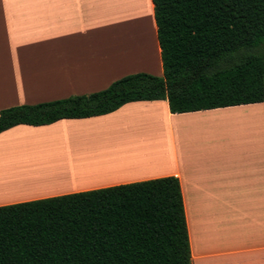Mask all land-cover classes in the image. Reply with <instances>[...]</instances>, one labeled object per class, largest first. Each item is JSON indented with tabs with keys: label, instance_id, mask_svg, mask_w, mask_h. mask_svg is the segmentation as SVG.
Wrapping results in <instances>:
<instances>
[{
	"label": "crops",
	"instance_id": "1",
	"mask_svg": "<svg viewBox=\"0 0 264 264\" xmlns=\"http://www.w3.org/2000/svg\"><path fill=\"white\" fill-rule=\"evenodd\" d=\"M106 1L3 0L0 110L98 92L129 74L162 76L151 0L144 47L139 29L115 38ZM125 139L154 146L128 148ZM24 153L54 161L47 163L53 172L0 206L174 176L193 264H264V102L171 114L165 100L137 101L106 115L0 133V164ZM83 157L115 169L101 171ZM58 158L72 160L60 165L70 173L53 168Z\"/></svg>",
	"mask_w": 264,
	"mask_h": 264
},
{
	"label": "trees",
	"instance_id": "2",
	"mask_svg": "<svg viewBox=\"0 0 264 264\" xmlns=\"http://www.w3.org/2000/svg\"><path fill=\"white\" fill-rule=\"evenodd\" d=\"M162 76L0 110L17 125L167 101L171 114L264 102V0H151ZM0 264H193L174 176L0 206Z\"/></svg>",
	"mask_w": 264,
	"mask_h": 264
},
{
	"label": "bare ground",
	"instance_id": "3",
	"mask_svg": "<svg viewBox=\"0 0 264 264\" xmlns=\"http://www.w3.org/2000/svg\"><path fill=\"white\" fill-rule=\"evenodd\" d=\"M115 6H116L115 15H114L115 32L120 31L121 33H123L124 31H127L128 27H132L133 30H128V32L123 33V36H127L128 34L132 35V32L137 33V30L139 29L140 34H143L142 35L143 47L144 45L145 46L148 45V42H150L152 35V25H151L148 1L147 0H116ZM123 16H126V21L122 20ZM138 38L140 39L141 37H139L138 35ZM116 39H119V37L116 36ZM118 45L120 44L118 43ZM140 45H142V43H140ZM133 47L134 46H129L128 47L129 49H127V51H134ZM113 142H114L113 148H116L118 150L120 146H116L115 141ZM124 142L128 143L127 145H125V147L133 148V149L138 148L139 146L144 148H151L154 146L153 144H148L142 141L138 142L136 140L125 139ZM87 150L88 149H83V152H86ZM49 151H47V154H45L46 152L44 154L50 155L48 153ZM64 153H68L67 150L64 151ZM25 154L26 153H24V155L19 154L18 156L16 154L17 156L16 159L7 160L6 164H0V200H3L5 198L4 196H16V197L23 196L19 194L23 191H27V189H32V187H35V185H39L37 183H40L43 180V178H47L49 174H52L53 171L49 170V168L51 167H48L49 165H47V163L54 161H37V160H33L32 158H38V156H41L42 154L40 155H34V154L28 155L29 153L27 155ZM51 154H58V153L55 152ZM56 161H58V165L53 168H56L55 170H57V172L61 173V175H66L70 173V172H66L67 169H63L62 167H60V165L64 164L65 162H72L70 158H65V159L58 158ZM83 162L84 164L91 163V165H96L93 168H99L101 169V171L115 169L114 162L111 161L99 162V160L92 159V161L90 162V159H88V157H83ZM52 165H54V163H52Z\"/></svg>",
	"mask_w": 264,
	"mask_h": 264
},
{
	"label": "rangeland",
	"instance_id": "4",
	"mask_svg": "<svg viewBox=\"0 0 264 264\" xmlns=\"http://www.w3.org/2000/svg\"><path fill=\"white\" fill-rule=\"evenodd\" d=\"M148 1V0H147ZM106 2H108V6L106 7V8H104V12H106L105 11V9H107V11H108V18L106 19L107 21V23H109V27H110V25H111V23H112V12H114V15H115V4H116V0H107ZM0 6H3V0H0ZM114 8V9H113ZM113 10V11H112ZM104 15H106L105 13H104ZM110 15V16H109ZM115 17V16H114ZM92 19H93V15H92ZM110 21H111V23H110ZM114 21H115V18H114ZM126 21V20H125ZM92 23V25L94 26V24H93V22H91ZM114 26H115V22H114ZM129 28V27H128ZM128 28H127V31H124V32H128ZM102 31V30H101ZM123 32V33H124ZM123 33H121L120 31L119 32H116V35H115V38H116V36H118L119 37V39H120V37L122 36V37H125V38H127V37H130L131 36V34H128L127 36H123ZM140 33V32H139ZM130 42L131 41H128V43H127V45H125V46H127V47H129V46H131V45H129L130 44ZM129 45V46H128ZM56 155H58V154H56ZM53 156V155H52Z\"/></svg>",
	"mask_w": 264,
	"mask_h": 264
}]
</instances>
